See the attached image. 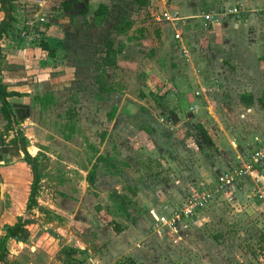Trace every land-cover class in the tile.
<instances>
[{
	"label": "rangeland",
	"instance_id": "rangeland-1",
	"mask_svg": "<svg viewBox=\"0 0 264 264\" xmlns=\"http://www.w3.org/2000/svg\"><path fill=\"white\" fill-rule=\"evenodd\" d=\"M125 1L126 7H131L129 0ZM233 5L231 0L226 6ZM16 9L15 14L25 11ZM81 10L67 11L59 3L45 11L48 34L60 41L57 55L47 61L46 53L31 41L33 53L26 56L25 72L32 86L18 91L20 98L27 96L30 101L24 116L17 115V125L9 127L0 105V235L4 226L15 225L19 217L30 222L27 242L9 241L7 263L77 264L93 257L100 264H117L129 257L136 264H232L247 251L261 254L260 229L256 230V225L263 224L260 211L250 216L244 210L234 211L237 214L231 220L220 217L218 211L225 214L234 208L230 204L216 206L213 200L212 209L216 207L207 224L198 227L185 223L187 218L172 220L183 201L197 192L199 181L226 172L231 157L227 152L233 143L236 150L249 154L264 142V133L259 132L264 110L257 101H264L263 81H259L264 62H258L264 56V5L255 4L234 17L243 24L230 29L231 42L226 44L230 57L212 63L210 54L216 53V47L217 53L223 49L210 45L207 52L202 49L201 55L196 54L195 68L209 87V100L198 107L188 106L186 112L178 111L179 99L175 98H183L197 78L175 54L168 27L160 28L153 20L160 16L158 7L138 15L139 24L132 31L138 32V42L128 37L131 31L120 35L112 23H86L82 17L74 22ZM132 10H123L121 20L130 18ZM64 18L66 23L59 22ZM140 23L146 25L139 27ZM110 42L115 65L101 68ZM7 60L0 56L3 80ZM99 86L114 92L100 94ZM150 92H168L160 100V108L148 96ZM46 93L53 100L45 110L34 102L37 95ZM247 94L255 99L251 106L240 102V96ZM221 95L223 98L215 99ZM173 110L181 120L171 130L163 126H169L166 117ZM198 124L207 131L210 145L202 143ZM157 125L158 130L154 129ZM255 132L260 135L258 139L253 135L252 140ZM19 133L29 142L28 154L37 156L38 162L37 207L31 212L26 211L31 170L17 143H12ZM99 156L110 160L118 173L111 174L98 162ZM92 166H96V177L89 185L86 178ZM114 192L131 200L128 217L113 209L110 196ZM238 202L243 204L241 199ZM147 204L151 210L158 208L157 219L147 217ZM164 206L171 210L164 211ZM202 211L208 215L210 209ZM112 218L120 233L115 232ZM228 227H232L229 232ZM66 247L80 252L67 257L63 253Z\"/></svg>",
	"mask_w": 264,
	"mask_h": 264
},
{
	"label": "crops",
	"instance_id": "crops-1",
	"mask_svg": "<svg viewBox=\"0 0 264 264\" xmlns=\"http://www.w3.org/2000/svg\"><path fill=\"white\" fill-rule=\"evenodd\" d=\"M128 1V0H127ZM145 1V4H138L135 0H129V4L132 7V11L130 18H127V20H121L122 19V15L121 12L123 10L126 9H131V7H126L125 5V0H12V3L17 7H21V9H25V11H37V13H33V12H26L23 11L21 12V14L17 13L15 14V17L17 19V25H16V30L10 34L9 37H5L1 40L0 42V47H1V52H0V56L2 55V57L5 56V58L9 59L7 60L8 63H6V67L3 70L4 73V84H6V86L8 87L9 91H14V92H18L20 91L19 89H30L32 84L30 81H28L27 78V72L26 71V65H27V59L26 56L28 57V55H32V51L33 49L29 48V45L32 46V42H27L23 39L20 38L19 36V32L20 29L22 28V26H25L26 22L31 19L32 17L36 16V14L38 15V13L42 12V15H44L46 17L45 11L48 10V8L50 7H54L55 5H58L59 3H69L71 5V8L73 9H77V10H81L84 9L85 6L87 7V13L86 15H79L77 14V18L75 17V20L73 19V21H77L76 19H80V17H82L83 19H85L86 23H90L92 22L94 19L93 17V12L100 6V5H104L107 7V11H108V17L107 20L102 21V24H110L112 23V25H118L119 23L121 24L122 22H127L131 24V28L128 31H131V33L128 35V37L130 38V40L132 41H137L138 38L137 33L135 34V32H132L135 30L136 28V24L139 22H137L138 19V15H141V13H143L145 11V9H156L157 7L159 8V15H161L163 12L165 13H169V14H174L176 13L177 15H179L181 18H183L181 21L171 24V23H164L162 21H158V17H154L153 20L157 23H159V27L163 28L164 25L167 26L168 30H170L171 32V38H172V42L175 44L176 47H174V52L175 54H177L178 57L181 58V64L183 66H187L188 68H190L192 70L193 75H196L195 77L197 78V80H195V82H193L191 84V88L187 89V91H185L183 93V98L182 97H176V101H178V103L180 104L179 108V112H186L188 109H186L188 106H190V108H192L193 106L196 105V107H198L197 105H202V102H206L208 103L209 100V95L207 90L209 89V87L207 86L206 81H204L202 79V77H199L197 75L198 71L195 68V61H196V54L197 55H201L200 52L202 49H204L207 52V48L208 46H218L220 49H223L221 52L217 53L218 48L216 47V53L210 54V61L212 63H216L217 61H221L222 57H226V59L228 57H230L229 50H227L228 46L226 45L227 43L231 42V33L232 31L230 29H236L240 24H243V22L240 20H238V23L235 21L234 17H230L228 18L226 21L220 22V23H213L211 24L207 29H203L201 26V15L203 13H208V12H212V11H219L218 9H211V8H216L219 6H225L226 8H228L226 5L231 3V0H143ZM235 5L233 6H229L234 7V6H238L240 7V10L243 12V9H247V11H250V9H253V6L255 4H261L264 5V0H234ZM211 9V10H209ZM253 10H251L252 12ZM39 13V14H40ZM74 13H77L76 11ZM246 17V15H244ZM58 17V16H57ZM4 18L3 13L0 12V21ZM46 19V18H45ZM69 21H71V19H68ZM59 22H67V19L64 18L63 20H59ZM46 23H48V21H46ZM199 26H197V24ZM101 24V25H102ZM149 24V23H147ZM146 23H140V26H145ZM192 25V26H191ZM48 32H50L48 30ZM47 32V34H48ZM178 32L181 35V41H176L174 39V33ZM50 35V34H48ZM121 35V34H120ZM161 37L162 34L160 33ZM52 36V35H51ZM54 37V36H53ZM39 38H37L36 40L34 39L33 42L38 41ZM235 41V40H232ZM138 42V41H137ZM38 46V45H37ZM181 46H185L190 50V53L192 55V61L187 64L184 62L181 54H180V48ZM236 46V44H230V47L234 48ZM24 51V54H22L21 51ZM37 52V49H34ZM41 50V49H38ZM42 51V50H41ZM35 52V53H36ZM44 53V51H42ZM4 54V56H3ZM229 55V56H227ZM46 56V54L44 55ZM47 61H49L50 59L47 57L46 58ZM208 60V59H207ZM261 64L264 62V56L262 57V59H260ZM180 65V64H179ZM181 66V65H180ZM250 70V68H249ZM229 73V72H228ZM157 74L159 75V72H157ZM234 76V75H233ZM158 78V77H156ZM160 80V79H159ZM262 79L259 78V81L261 82ZM263 81V80H262ZM260 82L257 81V85L259 84L260 86ZM235 83L238 84V82L235 80ZM263 83V82H262ZM161 85V84H160ZM218 86H220L218 84ZM188 88V87H187ZM29 93V91H28ZM168 93V92H167ZM165 93V94H167ZM253 95H255L254 93H252ZM165 97V95H164ZM226 98H228V96L225 95ZM219 98H223V96H218L215 97V99H219ZM257 98V97H256ZM8 102L12 105L14 114H15V118L17 119L18 116L17 115H21L23 114L24 116V109L27 108L30 103L29 101V97L27 96H23V97H11L7 99ZM182 104H186V106H184L182 108ZM156 108V106H155ZM158 108V107H157ZM250 109L249 107H245ZM172 109V108H171ZM181 110V111H180ZM172 111V110H171ZM178 111L173 110V112H171L169 115H171V119H169V122L167 121V123L169 124V126H163V127H167L170 128L171 130L175 128V126L177 127L176 122L181 120V115L178 114ZM158 112H162L161 110H158ZM17 116V117H16ZM22 116V117H23ZM22 117H19V119H22ZM216 119V118H215ZM162 121V120H161ZM172 125H171V122ZM166 123V124H167ZM165 124V123H164ZM159 125H157L154 129L158 130ZM161 127V126H160ZM262 130H260V134L264 133V125L261 126ZM129 129V128H128ZM257 132L253 133L251 135V139L254 140V136L253 135H258L256 136L255 139H258L259 135ZM171 140H173V138H171ZM171 143L173 144L174 142L171 141ZM264 143V142H263ZM262 143L258 144V147L261 145ZM217 147V146H216ZM228 147V146H227ZM257 147H255L256 149ZM241 151V150H240ZM240 151L236 150V146L233 143V147L231 146L229 148V151L227 152L228 156L230 157V160L228 161V164H226L225 168L226 170L230 169L234 164L235 161L244 156V151L241 153ZM220 153H223V150L219 149ZM235 155V156H234ZM211 180L208 181H199L197 187H202L203 183L206 184V187H212V185L215 182L216 177L214 178H210ZM261 185L264 187V177H261ZM254 188V183L249 180H238L233 186H231L230 188H228L227 190H224L222 193L218 194L215 199H214V204H216V206L219 205H225L226 207L230 204L231 207H233L234 209L229 210L227 212H225V214L222 213V211H218V215L224 216L228 219L233 220V215L236 212H240V211H245L248 216L253 215V214H257L258 211L259 215H262V225H256V230L257 228L260 229L259 232V237L257 241H261L259 248L263 247L264 249V207L262 204V201L257 199L256 197H254L253 195V190ZM180 190V189H179ZM183 191L185 189H182ZM178 197V195H177ZM242 201L243 204L239 203L238 201ZM214 204H210L207 208L210 209L208 215L205 214V212H203L202 210H200L196 217L192 218V219H183V221L186 222H190L191 226H202L204 224H207L210 222L211 216L213 215V210L211 205ZM244 205V207L242 206ZM167 206H164V211L166 209V211L168 212V210H171L169 208H166ZM154 208V207H153ZM152 210L150 209V206L147 204V208H145L148 211V215L152 216L153 218L157 219L158 216V208H154ZM205 208V209H207ZM204 210V209H203ZM163 211V213L160 214H164L165 212ZM236 211V212H234ZM142 214V212H141ZM237 214V213H236ZM197 220V222H195ZM199 223H203V224H199ZM228 224H230V222H228ZM232 227H228V229L226 231H230ZM17 243V242H16ZM21 244V243H18ZM257 245H254V249ZM257 248V247H256ZM260 251L257 250V252ZM246 254L243 255V259H241L239 262H234L232 264H253V262L255 264H261L264 260V251H261V254H257L254 253L253 250H251V252L247 251L245 252ZM236 255V254H235ZM253 257L254 260L253 261ZM207 264H217V261H211V263H207ZM222 264V263H220ZM225 264V262H224ZM227 264H229V262H227Z\"/></svg>",
	"mask_w": 264,
	"mask_h": 264
},
{
	"label": "trees",
	"instance_id": "trees-1",
	"mask_svg": "<svg viewBox=\"0 0 264 264\" xmlns=\"http://www.w3.org/2000/svg\"><path fill=\"white\" fill-rule=\"evenodd\" d=\"M138 4H145V1L143 0H135ZM63 5L65 6V9L69 11L71 9V5L69 3L64 2ZM17 7L12 3V0H0V12L3 13L4 18L0 21V42L3 38H7L10 36L11 33H13L16 30L17 25V19L15 17L16 9ZM82 15H86L87 13V7L85 6L84 9L81 10ZM93 17L96 21H105L108 17V11L107 7L104 5H100L94 12ZM131 28V24L127 22H122L121 24H118L114 27V29H117V32L120 34L125 33ZM50 29V25L46 22L36 25L31 33L34 34V39L36 40L37 37H39L40 40L36 41L38 47L46 53V56L49 58H55L56 57V50L58 49V45L60 44V41L56 39L55 37L48 35L47 32ZM121 50H119L120 52ZM1 52V47H0ZM115 54V51L112 50V43L107 44L106 48V54L104 58L101 60L99 66L101 68H105L107 66L115 65V58L113 55ZM262 80H263V87H264V72L262 74ZM113 93L114 91L112 89H105L102 86H99V93ZM163 94L156 95L153 92H150L148 96L153 100V102L157 105L158 108L161 107L160 100L164 98ZM97 94L99 99H103V96ZM21 96L18 92L9 91L6 84H4L3 79L1 78V70H0V105H1V114L3 118L7 121L8 126L12 127L13 122L15 125H17V121L15 118V114L12 108V105L8 102V98L11 97H19ZM141 98H145V95L141 94ZM53 100V96L50 93H46L44 95H37L35 97L34 104H38L40 108L47 109L50 103ZM259 104L262 105V108L264 110V101L263 100H257ZM240 102L244 106H251L255 103V99L251 94L247 95H241L240 96ZM114 111H116V108H113ZM13 118V120H12ZM110 115V119H111ZM167 121L170 118V115L166 117ZM197 130L199 132V135L202 138V143L204 145H210L211 138L209 137L207 131L204 129V127L200 124L197 126ZM12 143H17L19 150L22 153L24 161L29 165L31 174H32V183L30 187V192L28 195L27 203H26V211L31 212L35 207H37V201H36V195H37V187L39 182V173L37 168V156H30L27 152V148L29 146V142L27 138L22 134L19 133L17 135V138L13 140ZM98 162H103L106 166L107 170L111 174H117L118 170L114 167L112 162L110 160H107V158L100 157L98 158ZM96 177V166H92V168L89 170L87 175V182L89 185H92ZM198 189H201L199 187ZM111 201L113 202V209L117 210V212L126 215L127 214V206L128 204H131V200L118 192H114L110 196ZM111 223L114 225V230L117 233H120V228L117 226L118 224L114 221L112 218ZM30 224V222L23 217L18 218V222L15 225H6L3 227L2 231L3 234L0 235V264H8L5 260L6 255L8 253V243L10 240H13L17 243H25L29 239V233L26 229V226ZM80 252L78 249H73L66 247L64 248V254L67 257H72L75 253ZM87 258V257H86ZM86 260V259H85ZM84 260V262H85ZM84 262H79L77 264H84ZM117 264H136L132 258H123L120 260Z\"/></svg>",
	"mask_w": 264,
	"mask_h": 264
},
{
	"label": "built area",
	"instance_id": "built-area-1",
	"mask_svg": "<svg viewBox=\"0 0 264 264\" xmlns=\"http://www.w3.org/2000/svg\"><path fill=\"white\" fill-rule=\"evenodd\" d=\"M241 10L237 6L228 8L222 11H212L208 13H203L201 15V26L203 29H207L213 23H220L226 21L230 17H236L240 15ZM181 18L176 13L169 14L163 12L158 16V21L164 23H177L181 21ZM46 21L44 15H36L29 19L25 26H22L19 32L21 39L27 42H33L34 38H31L32 31L36 25H40ZM39 38V37H37ZM174 39L176 41H181V35L178 32L174 33ZM180 54L185 63L189 64L192 61V55L190 50L181 46ZM261 177H264V143L259 147L251 151L249 154L238 158L235 164L226 172H221L215 179L212 187H206L203 185L201 189L194 192L189 197H187L182 206L174 212L173 223L181 221L182 218L192 219L196 217L200 210L207 208L215 197L233 186L238 180L249 179L254 183V188L252 190L254 197L262 201L264 207V187L261 185ZM165 221V219H161ZM84 264H100L93 257H87Z\"/></svg>",
	"mask_w": 264,
	"mask_h": 264
},
{
	"label": "water",
	"instance_id": "water-1",
	"mask_svg": "<svg viewBox=\"0 0 264 264\" xmlns=\"http://www.w3.org/2000/svg\"><path fill=\"white\" fill-rule=\"evenodd\" d=\"M12 120H13V118H12ZM12 124H13V126H15V123L14 122Z\"/></svg>",
	"mask_w": 264,
	"mask_h": 264
}]
</instances>
